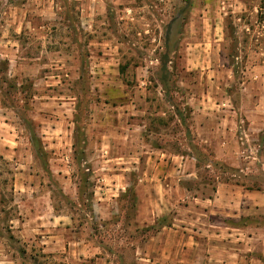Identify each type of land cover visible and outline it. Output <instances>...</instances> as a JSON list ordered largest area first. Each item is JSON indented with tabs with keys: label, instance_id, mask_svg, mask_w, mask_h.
<instances>
[{
	"label": "rangeland",
	"instance_id": "1",
	"mask_svg": "<svg viewBox=\"0 0 264 264\" xmlns=\"http://www.w3.org/2000/svg\"><path fill=\"white\" fill-rule=\"evenodd\" d=\"M0 148L6 249L25 183L106 264H264V0H0Z\"/></svg>",
	"mask_w": 264,
	"mask_h": 264
},
{
	"label": "crops",
	"instance_id": "2",
	"mask_svg": "<svg viewBox=\"0 0 264 264\" xmlns=\"http://www.w3.org/2000/svg\"><path fill=\"white\" fill-rule=\"evenodd\" d=\"M0 155L4 159H8L14 156V152L0 148ZM33 189L30 184L18 185L16 183L14 185V193L15 191L18 192L21 198H19L18 203L15 204L14 202V207L18 213L17 217L22 218L18 221L11 219L8 230L14 229L15 223L18 224L16 234L13 236V233L10 232L15 239L14 241L26 242L30 238L40 236L38 239L40 249L35 251L31 249L26 251L6 249L3 243L5 238L0 235V264H29L27 260L23 259V256H34L37 253L42 255L45 253H63L67 264H106L99 256V248L91 242L83 239H75L74 241L66 239L65 234L70 228L71 219L66 216L55 215L50 204V197L45 200L44 197L35 198L32 194L28 195V192L33 191ZM173 227L174 225L169 228L172 233H174ZM10 239L8 238L6 241L11 242ZM155 264L170 263L157 260Z\"/></svg>",
	"mask_w": 264,
	"mask_h": 264
},
{
	"label": "trees",
	"instance_id": "3",
	"mask_svg": "<svg viewBox=\"0 0 264 264\" xmlns=\"http://www.w3.org/2000/svg\"><path fill=\"white\" fill-rule=\"evenodd\" d=\"M1 205V204H0ZM2 213V211H0V214Z\"/></svg>",
	"mask_w": 264,
	"mask_h": 264
}]
</instances>
